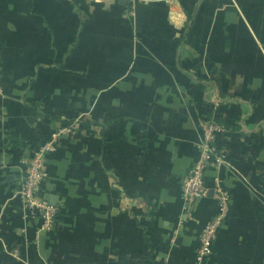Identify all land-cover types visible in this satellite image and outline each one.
I'll list each match as a JSON object with an SVG mask.
<instances>
[{"label": "crops", "instance_id": "1", "mask_svg": "<svg viewBox=\"0 0 264 264\" xmlns=\"http://www.w3.org/2000/svg\"><path fill=\"white\" fill-rule=\"evenodd\" d=\"M0 64V264H197L218 203L178 226L181 181L211 116L231 200L203 264H264V0H0ZM51 139L36 243L18 190Z\"/></svg>", "mask_w": 264, "mask_h": 264}, {"label": "built area", "instance_id": "2", "mask_svg": "<svg viewBox=\"0 0 264 264\" xmlns=\"http://www.w3.org/2000/svg\"><path fill=\"white\" fill-rule=\"evenodd\" d=\"M145 1L148 0H129L132 4ZM200 126L203 131V136L199 143L200 153L182 178L183 207L178 219L179 226V224H184L194 218L198 203L208 198L211 191L213 192L218 203V210L200 230L199 244L196 251L197 264H203L212 255L214 244L229 212L231 200V195L220 175V170L226 163L225 152L215 143V138L218 134H226L229 130L225 124L219 122L214 116L202 118ZM55 150V139H51L40 146L32 157L24 160L26 178L18 193L26 215L39 219L35 234L36 243H38L41 234L53 228L57 216V208L49 200L42 199L38 195L40 187L49 178L48 155ZM211 171H213L212 184H209L206 181V175Z\"/></svg>", "mask_w": 264, "mask_h": 264}]
</instances>
